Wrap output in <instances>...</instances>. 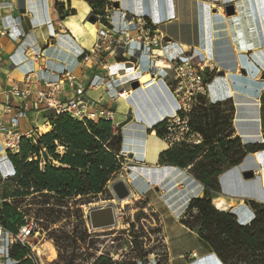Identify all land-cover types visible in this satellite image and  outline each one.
<instances>
[{
    "label": "crops",
    "instance_id": "obj_1",
    "mask_svg": "<svg viewBox=\"0 0 264 264\" xmlns=\"http://www.w3.org/2000/svg\"><path fill=\"white\" fill-rule=\"evenodd\" d=\"M228 5H235L241 10L240 16L238 13L235 19L227 18L223 9ZM124 7L130 13L151 20L165 35V42L176 43L179 55L190 53L188 57L192 63H200V67L203 66L201 63H205V71L214 65H223L225 76L214 75L207 85L208 99L219 103L232 101L235 108L236 94L255 98L258 109L256 124L263 134V143L259 145H264V83L258 81L259 75L264 74V0H124ZM91 12L90 5L84 0H0V131L3 120L12 117V114H3L5 105L14 109L22 103L9 91L14 83L23 82L26 74L34 71L36 77L56 79L63 73L74 72L80 78H91L90 71L83 72L78 67L81 54L90 50L85 45H89L94 37L85 25ZM249 18L255 31V39L250 42L253 46L248 44L250 40L245 36L247 33L243 23L244 19ZM94 25L98 31L103 27L100 22ZM197 52L199 55L195 58ZM245 52L246 55L254 52L258 56L245 60ZM145 57L131 52L123 59L125 63L118 66L110 59L112 73L137 76L139 70L133 64L138 66L145 63ZM246 61L256 63L255 77H236L240 66L235 68L234 64ZM139 76L142 88L148 89L150 94L147 100L143 99L140 89L135 92L130 90L132 79L125 82L120 81L123 78L118 80L114 77L115 90L100 84L88 92V97L116 111L113 128L125 136L120 155L126 156L122 157L124 163L117 177L126 179L128 185L131 182L135 195L142 198L146 207L158 216L167 264H218L211 246L181 222L190 201L200 196L203 186L188 170L159 163L160 155L170 148L153 132V128L173 117L170 111L174 109V104L158 83L160 78L152 84L147 75ZM245 80L254 87L255 93L237 88L234 81ZM123 92L126 93L120 97ZM71 98L72 92L66 87V95L62 99ZM143 109H147V112ZM235 114L236 108L234 118ZM51 115L53 117L52 112L33 108L28 112L27 119L15 124V129L21 135L30 130H39L42 126L51 129ZM1 149L0 144V163L5 167L8 165L10 169V174L4 177H13L14 167ZM260 153L264 159V152ZM255 154L248 155L254 158L258 166L256 171L250 170L255 172L254 178L244 179V161L220 177L221 190L226 196L214 198V205L217 199L225 200L228 209L217 207L220 210L243 208L239 213L244 223L250 222L253 216L249 205L242 206L244 201H252L248 198L247 189L257 190L259 196L256 201L264 203V170L256 161ZM256 175L259 181H256ZM114 181L109 183L108 188Z\"/></svg>",
    "mask_w": 264,
    "mask_h": 264
},
{
    "label": "trees",
    "instance_id": "obj_2",
    "mask_svg": "<svg viewBox=\"0 0 264 264\" xmlns=\"http://www.w3.org/2000/svg\"><path fill=\"white\" fill-rule=\"evenodd\" d=\"M86 2L91 5L89 0ZM105 5L102 0L101 6ZM71 14L74 15V11ZM198 102L190 115V126L202 137V143L174 146L163 152L159 161L163 166L188 170L204 188L202 196L190 201L181 222L211 246L218 264H264V203L249 201L253 216L250 222L244 223L239 213L243 208L220 210L214 205L213 198L214 194L222 193L220 177L242 164L249 154L264 152V145H244L236 135L232 101L207 105L199 97ZM166 124L165 120L153 128L161 139L166 133ZM51 126V131L42 135L36 144L22 138L20 153H8L7 158L15 170V175L5 180L12 190L11 197H39L64 202L105 195L109 183L115 180L124 163L119 157L122 133L114 130L111 121H78L66 114L53 117ZM59 147H63V154L58 151ZM42 157L47 161L44 167H41ZM53 162L59 163L60 167ZM194 211L196 216L192 215ZM0 213L1 224L9 233L16 235L26 223L20 227V223H11L19 215L17 209L7 203ZM139 216L141 213L137 218ZM59 221L60 216H57L52 224ZM10 257L18 264L38 262L31 250L19 243L11 249ZM89 264L135 263L102 255Z\"/></svg>",
    "mask_w": 264,
    "mask_h": 264
},
{
    "label": "rangeland",
    "instance_id": "obj_3",
    "mask_svg": "<svg viewBox=\"0 0 264 264\" xmlns=\"http://www.w3.org/2000/svg\"><path fill=\"white\" fill-rule=\"evenodd\" d=\"M84 1L86 2V0ZM101 1L102 0H89L91 5L86 2L92 9L91 15H95L96 17L98 15H102L104 7L101 6ZM214 9L218 10L217 7ZM223 13L226 16L225 9H223ZM60 14L61 16H64L62 13ZM239 16L238 18H240ZM88 18L87 22H89ZM97 20L98 21L96 23H89L97 24L100 22L101 24H104L103 20ZM243 23L245 24L244 29L247 33L245 36L250 40L248 41V44L253 46V43H250L251 40L253 41L255 39L253 23L250 18L244 19ZM96 35L90 39L92 42H89V45H85L88 46L90 50L92 49L91 45L95 40ZM188 54L190 55V53ZM244 54L246 55V53ZM198 55L199 53L197 52L195 58L198 57ZM254 56H258V54L254 52L249 53L246 55L247 58L244 57V59H251L252 57L254 59ZM147 58L148 57H145L144 59L146 60ZM192 64L196 69L201 71L204 82L207 85L212 80L214 75L217 76L223 71V65L221 64L218 66H212V68L208 71H205L204 69L205 63H201L203 65L202 67H200V63ZM234 65L235 68L240 66L239 70L235 74L236 77L251 78L256 74V63H249L246 61L245 63H235ZM38 68L39 66H37V69ZM202 68L204 70H202ZM243 70L246 71V76L243 75ZM121 75H116V78L118 80L119 78H123L120 81L124 80L125 82L129 79L138 81V77H140V73L139 75L132 77L128 73L124 74L123 76ZM160 76L161 77L158 79V83L165 89L166 96L170 102L174 104V109L170 111L171 115L174 116L178 110V102L175 97L177 82H175L174 74L170 70H165ZM258 81L264 83V74L259 75ZM234 82L237 83V88L249 93H255V90L253 89L254 87L249 85L248 81L245 80V82ZM137 90L140 91L144 100L149 98L150 94L147 92L148 89L144 90L140 85L136 91ZM133 92H135V90H133ZM201 98L205 100L207 105L219 103L210 101L208 97ZM236 100L237 103H235L236 114L234 118V127L236 128L237 134L241 138L243 144L249 145L263 143V134L259 131L256 124V112L258 109L254 103L255 98L238 93L236 94ZM227 109H229V106ZM145 112H147V109ZM49 121L50 123L53 121L52 115L49 116ZM39 130L41 134L43 133V135L51 131L50 127L48 126L39 127ZM197 138V136H193L191 137V141L193 142L198 140ZM192 142H190V145H192ZM1 147L3 149L1 150L4 152L3 154H5L7 157L8 153L5 151L2 144ZM58 151L60 154H63V147H59ZM41 160V166L44 167L47 161L44 157H42ZM53 164L57 167H60V164L57 162H53ZM244 164L246 171H256L258 168L254 162V158L248 157ZM256 177V181H259V177L257 175ZM6 179L7 178H5L0 171V209H2L6 203L16 208L19 216L14 217L11 223H20L19 227L27 220L32 219L39 224L40 229L38 234L29 240L31 247L26 246L37 258L39 264H89L96 257L102 255H110L115 260L120 262L123 261L125 263L132 262L135 264H167V254L163 241L160 220L156 214L146 207L142 198L135 195V191L131 186V182H129V186L132 188V196L129 198L127 205L120 207V203L116 201L111 187L107 189L105 195H100L95 199L88 198L81 200V198H78L64 202H60L57 199H42L39 197L14 199L11 197L12 190L8 187L9 185L5 183ZM119 179L120 178L116 177L114 182ZM247 194L248 198L252 201H256L259 196L257 190L255 191L249 188L247 189ZM220 195L224 197L226 196L223 192ZM217 196H219V194H214L213 198ZM106 203L114 204L117 213L120 211L118 213L120 215L119 225L116 229L112 228L103 231H93L89 224L88 213L91 209L104 206ZM215 205L220 209H228V206L225 204V200L223 198L217 199L215 201ZM244 205L248 206V202L244 201L242 206ZM231 208L228 211H230ZM48 210H51V212ZM138 213H141V216L137 218ZM192 215L196 216L197 212L194 211ZM57 216H60V221L56 224H52V221H55ZM191 221L193 220L191 219ZM132 225L134 226L133 228H131ZM52 251L54 252V257H52ZM141 256H143V258H140ZM3 263L4 262H2V264ZM5 263L11 264L14 262L10 260L6 261Z\"/></svg>",
    "mask_w": 264,
    "mask_h": 264
},
{
    "label": "built area",
    "instance_id": "obj_4",
    "mask_svg": "<svg viewBox=\"0 0 264 264\" xmlns=\"http://www.w3.org/2000/svg\"><path fill=\"white\" fill-rule=\"evenodd\" d=\"M104 1L106 5L103 13L97 16L99 20H103V27L98 31L92 49L83 52L78 63L81 71L91 72V78L84 79L74 72H67L57 76L56 79H48L36 77L33 71L25 75L23 82L13 84L9 94L22 103L14 109L5 105L3 110L4 115L12 114L8 120H3L0 131V142L7 153L19 154L22 138L36 144L42 136L40 130H30L21 135L15 129V124L27 119L28 112L33 108L52 112L53 117L66 114L78 121L114 122L116 111L106 108L101 101L88 97V92L100 84L114 89V77L117 76L112 73V64L109 61L112 59L115 65L123 64L125 63L123 59H126L131 52L141 57L150 56L145 63L138 65L142 68V72L148 71L156 79L160 78L165 70H170L177 82L175 97L178 110L173 117L166 120V133L162 139L164 143L169 148L190 144L193 136H197L198 140L193 141L192 144L202 143V137L190 126V115L198 104V98L208 97L207 84L201 71L193 66L188 53L178 54L176 43L165 42V35L151 20L150 22L144 17L130 13L124 7V0ZM115 3L120 7L115 8ZM158 51H162L163 55L155 54ZM157 61L165 63L167 67L158 69ZM133 82L135 81L132 80ZM66 87L72 92V98L69 100L62 99V96L66 95ZM124 93L126 92L120 97ZM125 156L122 154L119 157ZM39 229V224L32 219L27 220L16 235L9 233L1 224L0 213V264L2 262L6 264L5 262L10 260L14 262L11 264H18L10 257L11 249L18 243L31 247L29 240L38 234Z\"/></svg>",
    "mask_w": 264,
    "mask_h": 264
},
{
    "label": "water",
    "instance_id": "obj_5",
    "mask_svg": "<svg viewBox=\"0 0 264 264\" xmlns=\"http://www.w3.org/2000/svg\"><path fill=\"white\" fill-rule=\"evenodd\" d=\"M115 8H119L120 5L118 3L114 4ZM225 13L228 18H235V16L240 15L239 9L235 7V5H228L225 8ZM98 18L95 15H91L88 18V21L91 23H96ZM231 23V22H229ZM246 71L243 70V75L246 76ZM219 76H225L224 72L219 73ZM235 87L234 85H232ZM140 87L139 81H135L131 83V89L136 90ZM125 141V136L123 135V142ZM255 176L254 171H246L243 173V177L245 180H251ZM111 190L116 198L118 203H122L126 199L132 196V190L128 183L125 180L119 179L111 185ZM200 196H202L200 194ZM119 217L116 212V208L114 204L106 203L104 206L93 208L88 213L89 224L93 231H103L106 229H116L119 225Z\"/></svg>",
    "mask_w": 264,
    "mask_h": 264
},
{
    "label": "bare ground",
    "instance_id": "obj_6",
    "mask_svg": "<svg viewBox=\"0 0 264 264\" xmlns=\"http://www.w3.org/2000/svg\"><path fill=\"white\" fill-rule=\"evenodd\" d=\"M85 25H86V27L88 28V30L90 31V33L91 34H93L94 36L98 33V27L96 28V25H94V24H91V23H89V22H86L85 23ZM201 52V51H200ZM206 53V52H205ZM204 53V54H205ZM245 53H247V52H245ZM155 54H159V55H163V52L162 51H158V52H156ZM146 57H150V56H146ZM148 59V58H147ZM150 59V58H149ZM205 59V58H204ZM250 62V61H249ZM124 64V63H123ZM118 65H122V64H117V65H115V66H118ZM135 67H136V69H138L139 70V73L141 74V75H143V74H146L150 79H151V81H152V84H154V82L153 81H155V79L153 78V75L152 74H150L148 71H141V69L138 67V66H136L135 64H133ZM156 67H158V69H160V70H162V69H165L167 66H166V64L165 63H162V62H160V61H157L156 62ZM114 74H116V75H121L122 73H118V72H115ZM121 76H123V74L121 75ZM119 78V77H118ZM121 78H119V80H120ZM157 79V78H156ZM150 81V80H149ZM95 89V88H94ZM131 93V92H130ZM95 96H96V94H95ZM94 97V96H93ZM98 97V96H97ZM92 98V97H91ZM163 141V140H162ZM160 142V141H159ZM164 142V141H163ZM165 144V143H164ZM166 145V144H165ZM167 146V145H166ZM255 159H256V161L262 166V168H263V170H264V159H263V157H262V155H261V153H256L255 154ZM8 166V165H7ZM7 166L5 167V166H3L1 163H0V171H1V173L4 175V176H6V175H8V174H10V169L9 168H7ZM261 173V172H260ZM263 187H264V182H263ZM129 202V198L128 199H126L125 201H123L122 203H120L119 204V206L120 207H123L124 205H127V203ZM117 212V211H116ZM120 212V211H119ZM118 212V213H119ZM119 215V214H118ZM52 257H54V252L52 251Z\"/></svg>",
    "mask_w": 264,
    "mask_h": 264
}]
</instances>
